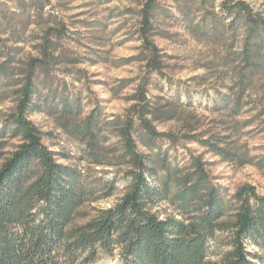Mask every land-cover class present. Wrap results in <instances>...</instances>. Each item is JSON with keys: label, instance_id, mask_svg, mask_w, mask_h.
Here are the masks:
<instances>
[{"label": "rangeland", "instance_id": "rangeland-1", "mask_svg": "<svg viewBox=\"0 0 264 264\" xmlns=\"http://www.w3.org/2000/svg\"><path fill=\"white\" fill-rule=\"evenodd\" d=\"M223 1L156 0L151 34L161 69L151 72L141 36L146 0H0V127L15 111L22 73L37 59V107L29 117L45 145L61 164L118 181L117 194L93 206H114L130 181L121 167L83 161L85 144L62 128L65 103L71 118L96 114L103 124L125 117L140 91L154 110L153 126L167 136L155 152L181 165L200 158L228 197L244 187L264 196V170L255 165L264 159V49L253 59L257 69L245 61L249 21L229 16ZM242 1L264 16V0ZM17 144L10 140L7 150ZM95 264L123 262L103 255Z\"/></svg>", "mask_w": 264, "mask_h": 264}, {"label": "trees", "instance_id": "trees-1", "mask_svg": "<svg viewBox=\"0 0 264 264\" xmlns=\"http://www.w3.org/2000/svg\"><path fill=\"white\" fill-rule=\"evenodd\" d=\"M222 6L229 16L249 21L242 53L257 69L261 64L253 59L264 49V16L242 0ZM155 8L156 0H146L142 10L151 72L161 69L151 34ZM39 63L32 60L22 73L15 111L0 127V264H95L103 255H117L123 264H264V196L244 187L228 197L200 158L181 165L155 152L156 141L167 136L153 126L145 91L132 97L125 117L103 124L96 114L71 118L75 111L65 103L62 128L85 144L83 161L121 167L130 181L114 206H93L116 195L118 181L61 164L45 145L29 117L37 107ZM6 72L3 67L1 74ZM112 138L118 142L103 148ZM10 140L18 141L12 151ZM105 152L115 158L105 162ZM255 165L264 170V159Z\"/></svg>", "mask_w": 264, "mask_h": 264}]
</instances>
